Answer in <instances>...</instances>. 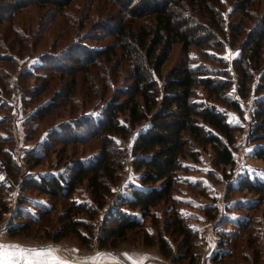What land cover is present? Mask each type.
<instances>
[{"label":"rangeland","instance_id":"1","mask_svg":"<svg viewBox=\"0 0 264 264\" xmlns=\"http://www.w3.org/2000/svg\"><path fill=\"white\" fill-rule=\"evenodd\" d=\"M218 1L220 26L225 32L221 46L196 48L187 46L184 38L170 49L162 43L152 56V61L158 57L161 62V77L152 73L159 87L169 74L184 66L210 71L222 68L230 74L231 86L226 94L240 103L241 115L218 104L200 87L194 89L193 98L197 103L214 107L228 123L239 127L232 151L234 166H215L211 148L192 144L190 151L194 156L181 159L183 170L176 173L171 199L153 207L150 217L131 212L141 226L106 249H100L95 239L100 233L98 227L107 208L122 195H129L131 186L139 184L131 148L147 129V122L131 129L126 116L118 114L116 121L126 132L106 135L107 146L121 165L119 181L111 186L102 210L92 217L83 213L76 217L92 225L94 235L89 245L83 246L73 236L59 243L48 236L60 227L67 202L97 208L92 205L86 183L78 186L68 201L53 200L34 190L20 191V186L22 180L68 176L79 162L88 166L102 152L101 137L90 133L87 137L80 136L83 133H77V129L82 128L81 120L88 124L85 119H99L111 98L124 99L122 95L131 84V64L111 56L109 64L98 60L97 67L100 63L104 66L87 68L88 72L76 74L73 80L64 76L65 73L50 71L44 64L57 60L74 43L79 42L81 49L91 54L113 45L115 40L110 33L102 32H108L107 25L116 20L110 16L118 9L109 5L102 9L97 0H73L63 12L30 6L11 17L0 1V165H3L0 204L7 206V211L0 213V264H264V198L239 189L247 177L264 173V164L254 155L257 143L249 139L256 122L255 90L264 70V42L261 60L250 65V92L244 99L237 88L236 65L242 48L247 46L245 43L258 39L264 0H252L247 17L241 14L235 0ZM195 8L200 12L196 16L198 22L212 31L207 18L201 16L202 7ZM238 29L241 32L236 36ZM33 156L38 158L39 165L29 162ZM21 197L25 201L20 204ZM42 209L50 211L47 218L41 217ZM17 210L22 217L17 218ZM173 216L192 233L189 259L173 261L159 252L158 240L163 238L170 245L173 257L184 253L177 247L182 238L169 228ZM19 223H28L31 228L17 238H9L8 229ZM81 233L87 237L85 231Z\"/></svg>","mask_w":264,"mask_h":264},{"label":"trees","instance_id":"2","mask_svg":"<svg viewBox=\"0 0 264 264\" xmlns=\"http://www.w3.org/2000/svg\"><path fill=\"white\" fill-rule=\"evenodd\" d=\"M0 1L9 9L8 14L12 17L30 6L46 7L53 11L63 12L73 0ZM97 1L102 9L109 5L119 10L116 9L115 15H108L116 20L113 24H108L111 26L107 25L108 28L110 27L107 33L102 32L103 34L110 33L115 40L114 44L107 46L105 50H97L91 54L90 51L81 49L79 42L74 43L57 60H51L49 63L51 65L44 64V66L57 74L65 73L64 76L73 80L76 74L97 67L95 62L98 60H105V63L109 64V57L114 56L123 62H129L132 66L129 89L124 91L122 95L124 99L120 100L119 96L111 98L99 119H94V121L92 118L85 119L88 124L81 120L82 128H76L77 133H83L79 134L80 136L87 137L86 135L90 133L101 137L104 148L96 160L88 166L79 162L68 176L60 174L35 180H22L20 191L34 190L53 200L68 201L76 193L77 187L86 183L92 198V205L95 204L97 208L67 202V212L60 218V227L48 236L55 243L73 236L83 246L89 245L94 235L92 225L76 217L82 213L92 217L102 210L106 203L105 198L111 192V186L119 181L121 165L114 156L115 152L107 146L106 135H123L126 132V128L116 121L118 114L126 116L131 129L147 122V129L139 134L131 148L132 165L135 173L138 174L139 184L131 186L129 195H122L114 205L111 204L107 208L101 226L98 227L100 233L95 239L100 249H106L124 240L128 232L141 226L138 218L133 217L131 212L138 211L141 217H150L153 207L171 199L176 173L183 170L181 159L194 156L190 151L192 144L195 143L203 149L211 148L215 166H234L232 151L235 131H238L239 127L228 123L224 115L214 107L197 103L193 98L196 91L194 89L202 88L214 101L238 115L242 114V109L236 99L233 100L226 94L231 86V78L230 74L222 68L219 71H210L204 67L184 66L169 74L161 87L156 84L152 73L154 72L156 77H161L159 75L161 62L158 61V57L152 61V56L160 49L162 43L170 49L180 38H184L187 46L196 48L221 46L219 44L224 42L225 32L220 26L217 12L218 0ZM235 1L240 6L241 14L246 17L250 15L252 0ZM195 6L202 7L201 16L207 18V23L213 27L212 31L206 29L200 21L198 22L196 16H199L200 12ZM262 22L260 33L257 35L258 39H252L245 43L247 46H242L240 61L236 63L238 65L237 88L243 99L250 92L248 84L251 77L250 65L261 60L264 19ZM240 32L241 29H238L236 36ZM220 62L225 66L223 61ZM101 65L104 66L100 63L98 67ZM74 86L73 81V87H70L71 95H73ZM255 95L257 96L254 109L256 122L249 139L252 138V143H257L254 155L264 164V70L261 71L260 84L256 87ZM72 132L74 133L75 129ZM29 162L34 166L40 164L38 158L34 156L29 159ZM2 166L0 165V171H3ZM239 189L253 192L264 198V173L261 176L247 177L242 181ZM19 201L21 204L25 200L21 197ZM123 207L127 210H123ZM5 211H7V206L4 203L0 204V213ZM16 212L17 218L22 217L19 210ZM49 213V210L42 209L41 217L47 218ZM169 223L171 231L177 237L182 238L177 247L183 249L184 253L173 257L170 245L163 238L158 240L159 252L164 258H173V261L189 259L193 240L190 229L175 216ZM30 228L28 223L11 225L7 231L8 237L17 238L28 232ZM81 230L87 233V237L81 233ZM220 246L222 247L223 243Z\"/></svg>","mask_w":264,"mask_h":264}]
</instances>
